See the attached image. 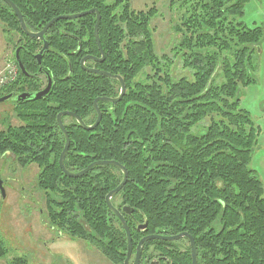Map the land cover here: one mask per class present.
Masks as SVG:
<instances>
[{"label": "trees", "instance_id": "1", "mask_svg": "<svg viewBox=\"0 0 264 264\" xmlns=\"http://www.w3.org/2000/svg\"><path fill=\"white\" fill-rule=\"evenodd\" d=\"M11 1L34 33L59 16L92 9L101 15L105 60L96 67L122 77L127 93L118 104L99 102L103 117L95 131L63 118L71 139L64 166L75 174L100 161L127 169V184L114 198L121 204L113 199V205L133 209L124 217L134 248L143 237L138 225L144 224V235L188 233L199 264H264V184L251 168L262 133L239 97L242 88L255 83L253 57L264 41V27L243 22L250 0H171L180 14L172 58L158 54L155 8L137 11L131 0ZM95 16L55 23L46 31L49 49L39 64L43 43L25 36L12 9L0 0L6 42L20 50L26 71L19 70L0 98L14 91L36 94L52 79L42 99L12 102L22 126L0 131V158L39 168L45 223L57 236L84 242L108 262L124 264L126 233L105 201L122 182L121 172L97 166L81 178H69L58 166L66 141L57 116L72 112L91 126L97 119L94 101L120 92L118 82L80 65L86 55L100 57ZM152 246L172 264H192L189 246L182 251L158 240L142 247L143 261ZM6 253L0 240V260L30 264L25 255L7 259Z\"/></svg>", "mask_w": 264, "mask_h": 264}, {"label": "rangeland", "instance_id": "2", "mask_svg": "<svg viewBox=\"0 0 264 264\" xmlns=\"http://www.w3.org/2000/svg\"><path fill=\"white\" fill-rule=\"evenodd\" d=\"M171 0H131L137 11L155 8L157 16L152 26L158 54L173 57L172 48L177 41L173 27L179 20V13L170 6ZM244 24L249 28L264 27V0H250L246 6ZM3 27L0 23V66L12 55L10 45L2 44ZM261 49L254 54V85L239 91L241 108L251 113L256 126L261 129L259 148L254 154L251 168L257 172L264 184V41ZM181 72V70H180ZM13 103L0 104V131L8 126L20 127L22 123L12 113ZM71 123L67 120V124ZM207 122L202 123L200 129ZM39 168L31 165L21 168L14 158H0V179L5 184L6 197L0 195V240L7 250V259L26 256L30 264H112L106 257L84 242H74L65 238L60 244H52L57 232L45 223V193L37 184ZM120 206L121 200L114 199ZM57 237H60L58 235ZM71 240V241H70ZM186 249L185 240L177 242ZM6 260H0L5 264Z\"/></svg>", "mask_w": 264, "mask_h": 264}, {"label": "water", "instance_id": "3", "mask_svg": "<svg viewBox=\"0 0 264 264\" xmlns=\"http://www.w3.org/2000/svg\"><path fill=\"white\" fill-rule=\"evenodd\" d=\"M3 1L4 3H6L10 9H12V11L14 12V14L16 15V17L18 18V21H19V24H20V29L22 30V33L25 34V36H27L28 38L30 39H33V40H39L43 43V48L42 50L40 51V53L38 55H36V59L38 61L39 64H41V61H42V56L44 54L45 51H48L49 49V44L47 42V40H45V35H46V31H48L55 23L61 21V20H75V19H79L81 17H84L86 15H89L91 14L92 12H95L97 14V23L95 25V39L97 42V45H98V48L100 50V54H102V58L98 59V58H95V57H92V56H87L85 58H83L81 60V68L90 73V74H100L102 76H105V77H108V78H111V79H117L120 84H121V91H120V94L117 98L113 99V98H98L94 101V109L97 113V120L96 122L91 125V126H88L85 124V122L82 120L81 117L77 116L75 113H72V112H62L60 113L57 117V122H58V125L61 129V131L63 132L64 136H65V141H66V144H65V147H64V150H63V153L61 154L60 156V159H59V165L61 170L64 172V174L66 176H68L69 178H81L83 176H85L87 173H89V171L91 169H93L94 167H97V166H113V167H116L118 168L122 174H123V181L121 182V184L116 187V189H114L113 191H111L107 197H106V204L108 206V209L111 211V213H113L118 219L119 221L121 222L122 224V227L127 235V238H128V254H127V259L125 261V264H129V261L131 256H132V251H133V244H132V237H131V232H130V229L128 227V225L126 224V221L122 215V213L113 205L112 203V199L114 197H116L123 189V187H125V185L127 184V181H128V171L127 169L122 166L121 164H119L118 162H115V161H100V162H95L91 165H89L85 170L79 172V173H72L70 171H68L66 169V167L64 166L65 163V157L70 149V145H71V139H70V136L67 132V130L65 129V126L63 124V118L64 117H72L76 120V122L79 124V126H81L85 131H95L97 129V127L100 125L101 121H102V117L103 115L99 106H98V102H105V103H110V104H117L119 102H122V99L124 98V96L126 95V86H125V83L122 79V77L120 76H113L109 73H105V72H101V71H98L96 69H93V68H89V67H86V63L87 61H95V62H98V63H102L105 59L104 57V54H103V50H102V47H101V42L100 41V38H99V26H100V22H101V15L100 13L97 11V10H92V11H87V12H83V13H79V14H75V15H63V16H59L57 18H54L53 20H51L43 29L42 31H39L38 33H34L32 32L31 30H29V28L27 27L26 23H25V20H23V15L21 14L20 10L18 9V7L15 6V4L11 1V0H1ZM15 58H16V62L20 68L21 71H23V73L26 74V71L24 69V66L23 64L21 63L20 61V57H19V50H17L16 52V55H15ZM48 80H49V83H48V86L43 90V91H40V92H37L36 94H27V93H23V94H20L18 95L16 98H15V101L16 102H26V101H37V100H40L42 99L43 97H45L48 92H50L51 88H52V79L51 77H48ZM13 98V95H7V96H4L2 98H0V104L1 103H6V102H9L11 99ZM0 194L2 196V198H5L6 197V191H5V188L3 186V180L0 179ZM123 213H127V214H131V209L128 208V207H124L123 208ZM143 229H146V225L143 227ZM184 238H187L189 241H190V248H191V258H192V264H198V260H197V249H196V244H195V241L193 239V237H191L189 234L187 233H182V234H179L176 236H172V237H165V236H160V235H151V236H147V237H144L138 244V247H137V254H136V259L134 260L135 263L134 264H139L140 263V259H141V250L143 247V245L147 242H150V241H153V240H159V241H167V242H175V241H179L181 239H184Z\"/></svg>", "mask_w": 264, "mask_h": 264}, {"label": "flooded vegetation", "instance_id": "4", "mask_svg": "<svg viewBox=\"0 0 264 264\" xmlns=\"http://www.w3.org/2000/svg\"><path fill=\"white\" fill-rule=\"evenodd\" d=\"M3 2V1H2ZM4 3V2H3ZM5 5H7L6 3H4ZM8 6V5H7ZM16 6V5H15ZM9 7V6H8ZM17 7V6H16ZM92 10H96V9H92ZM92 10H90V11H92ZM98 11V10H97ZM99 12V11H98ZM95 14L96 16H97V14L95 13V12H92L91 14ZM95 16V17H96ZM96 23H97V17H96ZM96 25V24H95ZM94 29H95V26H94ZM94 38H95V30H94ZM99 38H100V36H99ZM45 40H46V35H45ZM95 41H96V39H95ZM100 42V41H99ZM96 44H97V42H96ZM11 47V46H10ZM97 47H98V45H97ZM102 47V46H101ZM12 48V47H11ZM17 50H19V49H12V55L11 56H9V57H7V58H9V59H11V60H13L15 63H16V65L18 66V64H17V62H16V58H15V55H16V52H17ZM98 50H99V48H98ZM19 52H20V50H19ZM99 52H100V50H99ZM101 53V52H100ZM99 53V54H100ZM104 53V52H103ZM87 56H90V55H86V56H84L83 58H85V57H87ZM20 57V56H19ZM92 57H95V58H98V59H100V58H102V54H100V57H96V56H92ZM104 57H105V55H104ZM6 58V59H7ZM82 58V59H83ZM5 59V60H6ZM105 60V59H104ZM104 62V61H103ZM102 62V63H103ZM102 63H98V62H95V61H92V60H90V61H87V63H86V67H89V68H93V69H96V70H98V71H101V72H105V73H109V72H106V71H104V70H100V69H98L97 67H96V65H98V64H102ZM18 68H19V66H18ZM19 70H20V68H19ZM86 72V71H85ZM88 73V72H87ZM90 74V73H89ZM109 74H111V73H109ZM93 75H95V76H101V77H105V76H102V75H100V74H93ZM111 75H113V76H119V75H115V74H111ZM105 78H107L108 79V77H105ZM110 80H113V81H116V82H118L119 83V88H120V91H121V84H120V82L117 80V79H111V78H109ZM123 79V78H122ZM48 80V79H47ZM124 81V80H123ZM48 83H49V80H48ZM48 83H47V86H48ZM124 83H125V81H124ZM46 86V87H47ZM125 86H126V84H125ZM45 87V88H46ZM44 88V89H45ZM43 89V90H44ZM7 90V89H6ZM42 90V91H43ZM5 91V90H4ZM126 93H127V87H126ZM13 95V98L9 101V102H7V103H12V102H15V98L18 96V95H20L21 93H18V92H12V93H10V94H4L5 96H7V95ZM119 94H120V92H119ZM119 96V95H118ZM4 97V96H3ZM125 97V96H124ZM100 98H110V97H100ZM117 98V97H116ZM98 99V98H97ZM113 99H115V98H113ZM123 100V99H122ZM102 102V101H101ZM105 103V102H104ZM98 104H99V102H98ZM118 104V103H117ZM12 113H13V107H12ZM97 114V113H96ZM72 118V117H71ZM75 120V119H74ZM97 120V119H96ZM76 121V120H75ZM58 123V122H57ZM64 124V123H63ZM64 126H65V124H64ZM58 127H59V125H58ZM81 127V126H80ZM66 128V127H65ZM82 128V127H81ZM98 128V127H97ZM59 129H60V127H59ZM61 130V129H60ZM67 130V129H66ZM62 132V131H61ZM68 132V131H67ZM63 133V132H62ZM64 135V134H63ZM65 137V136H64ZM65 141V140H64ZM113 167V166H112ZM116 168V167H115ZM118 169V168H117ZM119 170V169H118ZM120 171V170H119ZM121 172V171H120ZM79 173V172H78ZM121 174H122V172H121ZM123 175V174H122ZM128 175V174H127ZM128 177H129V175H128ZM124 178V177H123ZM123 181V180H122ZM121 184V183H120ZM3 186L5 187V184H4V182H3ZM1 195V194H0ZM119 195V194H118ZM107 197V196H106ZM117 197V196H116ZM45 198V197H44ZM115 198V197H114ZM113 198V199H114ZM113 199H112V203H113ZM45 202H46V200H45ZM117 209H118V207H116ZM121 213H122V215H123V217L124 216H130V215H132V211H133V209H131V214H125V213H123L122 211H123V209L122 210H120V209H118ZM111 213V212H110ZM46 214V213H45ZM44 214V215H45ZM113 214V213H112ZM114 215V214H113ZM115 216V215H114ZM116 217V216H115ZM116 219L119 221V219L116 217ZM124 219H125V217H124ZM126 221V220H125ZM120 222V221H119ZM126 224H127V222H126ZM120 225H121V227H122V224H121V222H120ZM128 225V224H127ZM145 225L144 224H139L138 225V231L139 232H141L142 234H143V237L140 239V241L144 238V237H147V236H151V235H144L145 233H146V229H143V227H144ZM128 227H129V225H128ZM123 228V227H122ZM129 229H130V227H129ZM124 230V229H123ZM130 232H131V229H130ZM182 234V233H181ZM188 234V233H187ZM160 236H165V237H172V236H166V235H160ZM176 236V235H175ZM126 237H127V235H126ZM131 237H132V233H131ZM192 237V236H191ZM194 239V238H193ZM53 240V243L52 244H60L63 240H65V238H63V237H57V238H55V239H52ZM183 240H185L186 241V243H187V246H186V249H187V247L190 245V241L187 239V238H184ZM139 241V242H140ZM159 241V240H158ZM179 241H182V239L181 240H179ZM179 241H175V242H172V243H174V245L177 247V248H179V250H182V251H184L183 249H181V247H179L178 246V244H177V242H179ZM195 241V240H194ZM167 242V241H166ZM132 244H133V239H132ZM139 244V243H138ZM138 244H137V247H138ZM146 244V243H145ZM144 244V245H145ZM177 244V245H176ZM196 244V243H195ZM144 245H143V247H144ZM127 246H128V238H127ZM137 247L136 248H134V244H133V251H132V256H131V258H130V260H128L129 261V264H134L135 263V259H136V254H137ZM190 247V246H189ZM142 248V247H141ZM185 249V250H186ZM196 249H197V247H196ZM190 251H191V248H190ZM127 254H128V247H127V252H126V257H125V261H126V259H127ZM146 255H147V259L146 260H142V259H144L143 258V248H142V250H141V259H140V263L139 264H142L143 262H145V261H149V264H172L171 262H170V259L168 258V257H166V256H163L162 255V252H160V251H157V250H155V248H153V246L152 247H150V249L146 252ZM191 258V257H190ZM192 259V258H191ZM197 260H198V253H197ZM125 261H124V264H125ZM199 264V263H198Z\"/></svg>", "mask_w": 264, "mask_h": 264}, {"label": "built area", "instance_id": "5", "mask_svg": "<svg viewBox=\"0 0 264 264\" xmlns=\"http://www.w3.org/2000/svg\"><path fill=\"white\" fill-rule=\"evenodd\" d=\"M19 77V68L16 63L7 58L0 66V93L17 81Z\"/></svg>", "mask_w": 264, "mask_h": 264}, {"label": "crops", "instance_id": "6", "mask_svg": "<svg viewBox=\"0 0 264 264\" xmlns=\"http://www.w3.org/2000/svg\"><path fill=\"white\" fill-rule=\"evenodd\" d=\"M2 44H6V39H5V35H4V39H3V41H2Z\"/></svg>", "mask_w": 264, "mask_h": 264}]
</instances>
